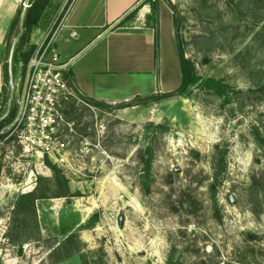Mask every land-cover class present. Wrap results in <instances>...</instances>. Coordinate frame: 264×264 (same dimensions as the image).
<instances>
[{
  "label": "rangeland",
  "instance_id": "1",
  "mask_svg": "<svg viewBox=\"0 0 264 264\" xmlns=\"http://www.w3.org/2000/svg\"><path fill=\"white\" fill-rule=\"evenodd\" d=\"M70 1L49 0L35 39ZM142 1L170 8L194 81L147 103H71L59 154L3 131L24 78L14 59L0 264H264V0ZM16 35L2 52L0 115Z\"/></svg>",
  "mask_w": 264,
  "mask_h": 264
},
{
  "label": "crops",
  "instance_id": "2",
  "mask_svg": "<svg viewBox=\"0 0 264 264\" xmlns=\"http://www.w3.org/2000/svg\"><path fill=\"white\" fill-rule=\"evenodd\" d=\"M74 0L53 31L57 59L85 99L113 106L180 86L182 73L173 16L164 2ZM22 10L17 0H0V89L2 52ZM35 30L29 45L38 39ZM143 91V94H141Z\"/></svg>",
  "mask_w": 264,
  "mask_h": 264
},
{
  "label": "built area",
  "instance_id": "3",
  "mask_svg": "<svg viewBox=\"0 0 264 264\" xmlns=\"http://www.w3.org/2000/svg\"><path fill=\"white\" fill-rule=\"evenodd\" d=\"M17 1L22 7L30 6V0ZM53 31L41 35L34 44L33 53L23 64L24 78L16 100L17 110L3 129L5 133L14 134L25 151L29 150L26 143L29 139V142L37 144L40 151L48 154L55 150L59 154L65 146L64 138H67L70 126L65 115L68 106L81 102L91 107L90 102L76 91L72 78L58 62L53 47Z\"/></svg>",
  "mask_w": 264,
  "mask_h": 264
},
{
  "label": "trees",
  "instance_id": "4",
  "mask_svg": "<svg viewBox=\"0 0 264 264\" xmlns=\"http://www.w3.org/2000/svg\"><path fill=\"white\" fill-rule=\"evenodd\" d=\"M48 3H49V0H30V6L27 7L25 17H24L23 32L15 47L13 61L16 58L18 61L24 60V62H26L27 59L29 58V55L31 54L32 49H30V47H28L29 49L26 48V45L28 44L27 42L29 40L33 27H35L38 24L40 16L42 12L44 11V9L47 7ZM20 13L21 11L19 12L18 16L16 17L14 21L13 31L15 29L16 34L18 33V21H19ZM176 22H177L176 19H173L174 26L176 25ZM178 53H179L180 68H181V73H182V80H181V83L178 89L170 93H165L162 95H150V96L143 97V98H138V99L136 98L132 102L136 100H142L141 102L147 103V102H151L154 100H159L161 98L174 96L180 92H183L194 81L193 63L184 56L179 46H178ZM6 75H8V72H6ZM86 100L95 105L107 106V105H102L101 103L93 101L91 99H86ZM128 104L132 105L134 103L130 102Z\"/></svg>",
  "mask_w": 264,
  "mask_h": 264
},
{
  "label": "water",
  "instance_id": "5",
  "mask_svg": "<svg viewBox=\"0 0 264 264\" xmlns=\"http://www.w3.org/2000/svg\"><path fill=\"white\" fill-rule=\"evenodd\" d=\"M27 7H22L20 16H19V21H18V33L15 36L10 51H9V56H8V76H9V84H10V94H9V100H8V105L6 111L0 115V122L8 115L10 111V105H11V100L13 98V93H14V83H13V76H12V63H13V57H14V52H15V47L22 35L23 32V25H24V17L26 13Z\"/></svg>",
  "mask_w": 264,
  "mask_h": 264
}]
</instances>
